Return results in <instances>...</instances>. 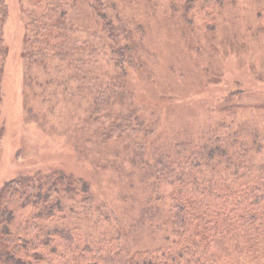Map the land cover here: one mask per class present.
I'll use <instances>...</instances> for the list:
<instances>
[{"label": "rangeland", "instance_id": "374dc122", "mask_svg": "<svg viewBox=\"0 0 264 264\" xmlns=\"http://www.w3.org/2000/svg\"><path fill=\"white\" fill-rule=\"evenodd\" d=\"M4 1L0 191L34 174L82 180L91 215L76 218L75 199L62 194L64 225L91 246L114 238L136 252L173 240L157 161H181L224 139L264 164V0H217L209 26L186 0H108V15L126 30L116 42L89 0H68L79 41L95 48L76 70L42 64L29 45V0ZM125 44L131 65L117 68L110 45Z\"/></svg>", "mask_w": 264, "mask_h": 264}, {"label": "trees", "instance_id": "16d2710c", "mask_svg": "<svg viewBox=\"0 0 264 264\" xmlns=\"http://www.w3.org/2000/svg\"><path fill=\"white\" fill-rule=\"evenodd\" d=\"M107 2L89 0L90 9L103 35L116 42L126 30L116 27ZM217 2L186 0L185 5L195 6L209 26ZM67 3L29 0V45L42 64L54 61L76 70L80 58L95 48L79 41ZM6 12L0 0V65L7 54ZM130 48L110 45L117 68L131 65ZM100 99H95L97 109ZM133 120L132 113L121 116L122 133ZM245 156L219 139L181 161H157L153 174L170 189L167 219L173 240L163 248L136 252L114 238L91 246L78 228L64 225L62 194L75 199L76 218L91 215L94 201L86 182L61 173L17 177L0 191V264H264V164L252 165Z\"/></svg>", "mask_w": 264, "mask_h": 264}]
</instances>
